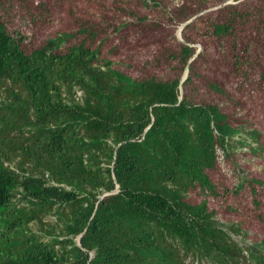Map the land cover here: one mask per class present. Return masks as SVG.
Returning a JSON list of instances; mask_svg holds the SVG:
<instances>
[{"label":"trees","instance_id":"1","mask_svg":"<svg viewBox=\"0 0 264 264\" xmlns=\"http://www.w3.org/2000/svg\"><path fill=\"white\" fill-rule=\"evenodd\" d=\"M228 1L0 0V264H264V0Z\"/></svg>","mask_w":264,"mask_h":264},{"label":"rangeland","instance_id":"2","mask_svg":"<svg viewBox=\"0 0 264 264\" xmlns=\"http://www.w3.org/2000/svg\"><path fill=\"white\" fill-rule=\"evenodd\" d=\"M229 3H232L233 1L232 0H229L228 1ZM178 3V1H174V4H177ZM216 7H213V8H210V9H215ZM203 12H205V11H203ZM203 12H201V13H199L198 15H200V14H202ZM196 17V16H195ZM191 21V19L189 20V21H187V22H185V23H182V24H180L179 26H178V30H177V33H176V36H177V34H178V32H180V36H181V31H182V28L187 24V23H189ZM177 38H178V36H177ZM178 40L179 41H182L183 42V39H182V37H181V40L178 38ZM197 47H199V45H197ZM201 48V47H200ZM234 139H238V137L237 136H234ZM246 150V148L245 147H243V148H240V149H236V152L237 153H240L241 151H245ZM219 156H220V159H222V151L221 150H219ZM222 161V160H221ZM247 163H248V161H247ZM253 166H255V168H260V166H256V165H253ZM224 167V166H223ZM238 167H242V161H239V163H238ZM225 169H227L226 167H225ZM229 170V168L227 169V171ZM228 173H230V171H228ZM50 219V221L51 222H55V218H53V217H50L49 218ZM218 221V223L220 224V225H222L223 227H225L226 228V225L228 224V222H224V221H222L221 219H218L217 220ZM227 229V228H226ZM33 230L34 231H37L35 228H33ZM229 235L231 236V238L235 241V242H237L238 243V245H240L241 247H246V246H249V245H251L252 244V241L250 240V239H248V238H245V237H243L242 235H239V236H237V235H235V234H231L230 232H229ZM47 238H45V240H46ZM48 240V239H47ZM188 261H190V260H188ZM194 264H198L196 261L194 262ZM201 264H212L211 262H206V260H204Z\"/></svg>","mask_w":264,"mask_h":264},{"label":"water","instance_id":"3","mask_svg":"<svg viewBox=\"0 0 264 264\" xmlns=\"http://www.w3.org/2000/svg\"><path fill=\"white\" fill-rule=\"evenodd\" d=\"M192 19H193V18H192ZM192 19H191V20H192ZM177 36H178V38L181 40L180 32H178ZM200 50H201V48H200V46H199L197 52H199ZM187 72H188V70L186 69L185 72H184V74H183V76H182V78H181V81H183V80L186 78V76H187ZM116 191H117V187H116ZM105 195H106V194H105ZM102 197H103V196H101V198H102ZM75 241H76V245L80 246V236H78L77 239H76Z\"/></svg>","mask_w":264,"mask_h":264}]
</instances>
